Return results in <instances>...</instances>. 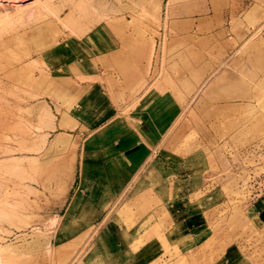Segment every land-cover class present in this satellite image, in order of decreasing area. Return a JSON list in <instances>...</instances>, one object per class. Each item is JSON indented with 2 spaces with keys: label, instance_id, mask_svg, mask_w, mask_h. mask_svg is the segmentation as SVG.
<instances>
[{
  "label": "rangeland",
  "instance_id": "obj_1",
  "mask_svg": "<svg viewBox=\"0 0 264 264\" xmlns=\"http://www.w3.org/2000/svg\"><path fill=\"white\" fill-rule=\"evenodd\" d=\"M0 264H264V0H0Z\"/></svg>",
  "mask_w": 264,
  "mask_h": 264
},
{
  "label": "crops",
  "instance_id": "obj_2",
  "mask_svg": "<svg viewBox=\"0 0 264 264\" xmlns=\"http://www.w3.org/2000/svg\"><path fill=\"white\" fill-rule=\"evenodd\" d=\"M151 50H149L150 52ZM109 54H111L110 52H108ZM108 54H105V56H107ZM76 57V58H75ZM84 58L83 60L82 59H79L78 56H75V54H70V53H66V59L65 60H60L61 61V66H65L67 72H66V78H70L71 80H74L75 82H79V83H73L74 86L72 84H70V80H66L68 82V84L71 86V89H70V86L67 87V91H71L73 92V90H77V94L74 95L75 93H71V98H75V97H86V96H80L79 93H81L80 91L82 90H86L88 89L89 87H101L103 88V84L97 82V83H94L93 80H96V79H89V76H91L92 74H90L85 66L83 65L84 63ZM63 62H65L63 64ZM81 62V63H80ZM115 64V63H114ZM123 65V64H122ZM57 66V65H56ZM74 78V79H73ZM88 81V82H87ZM93 82V84H91V82ZM100 81V80H98ZM63 82L62 79H55V81H51V83L55 86H58L60 85L61 83ZM82 102L80 103H75L73 104V106L71 107L70 110H68L67 112L65 110H63L62 112L64 113L65 117H63L59 124L62 125L64 124L65 120H67L68 118L71 117V115H75V113L78 110L79 107H81V104ZM70 113V114H69ZM118 123L117 124H113L109 127H105V128H102L98 134V136H100L102 139L99 141V142H94L96 141L97 139L93 138L89 141V144H93V146H101V147H105V142L107 140V142H111L110 138L111 137H115L117 136V132H118ZM115 129H117V132L115 133ZM115 133V135H114ZM113 134V135H112ZM131 134H129V136H125L124 138H121L119 140V142H116L117 144H115L114 146L110 145V149L109 150H106L103 154V158L102 156L100 158H91L90 156H88V158L92 159V160H86L87 158H85L83 155L80 157V173H82V177L83 179H93L94 181L95 180H100V178H106L107 176L108 177H112V174H113V178H119L121 180H123L124 178L127 177V166H128V163L130 162H134L135 159L139 158V152H141V146L138 142H134L133 139V136L130 137ZM132 140V141H131ZM129 141H131V144H129ZM136 153V154H135ZM111 174V175H110ZM96 182V181H95ZM97 189V190H96ZM96 190V192H95ZM101 192V190L99 188H96L95 186V189L94 187L89 189V190H83V189H78L73 197H72V200H75L77 198L81 199L83 196H86V195H90V194H94V193H97L99 194ZM103 192V190H102ZM82 196V197H81ZM75 197V198H74ZM71 200V202H72ZM71 202H69L68 204L71 205ZM73 206V208H72ZM70 208L71 209H74L75 208V205L73 204ZM68 208V207H67Z\"/></svg>",
  "mask_w": 264,
  "mask_h": 264
},
{
  "label": "bare ground",
  "instance_id": "obj_3",
  "mask_svg": "<svg viewBox=\"0 0 264 264\" xmlns=\"http://www.w3.org/2000/svg\"><path fill=\"white\" fill-rule=\"evenodd\" d=\"M116 62H118V60ZM120 65H122V64H120Z\"/></svg>",
  "mask_w": 264,
  "mask_h": 264
}]
</instances>
